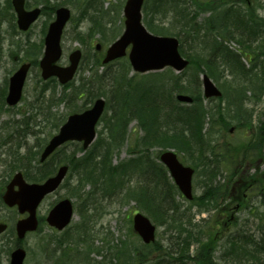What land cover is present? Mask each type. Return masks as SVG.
Here are the masks:
<instances>
[{
	"label": "rangeland",
	"instance_id": "374dc122",
	"mask_svg": "<svg viewBox=\"0 0 264 264\" xmlns=\"http://www.w3.org/2000/svg\"><path fill=\"white\" fill-rule=\"evenodd\" d=\"M3 1V0H2ZM62 1L70 12L71 18L67 23L63 36H62V57L58 63L61 66L68 64L67 56L72 51L79 49L82 52V59L80 61L77 73L74 80L71 82L74 87L80 85H85L86 83L92 81L95 74L97 73V68L95 66V60H101V55L95 51V44L100 43L102 45V54L105 48L113 42L123 31V16L122 7L125 0H98L97 3H92L94 9L88 7V1L86 0H58L51 2L56 3ZM263 0H182L187 14L186 17L197 27L198 33L197 37L194 38V42L191 43L187 40L185 49L191 48L187 53L190 55L192 50L197 52L202 59H206L204 43L201 42V35H203V28L206 24H213V19L221 18L224 16L229 6L235 7L240 12L237 15L238 21L240 23H247L253 15L256 19L261 21V24H252L253 30H258L259 37L249 38L251 44L255 43L260 45L264 41V2ZM39 0H25V5L27 9H33L36 7H43V4H39ZM232 3V4H231ZM261 3L263 7L261 8ZM153 0H146V6L149 7L148 12L150 13ZM240 9V10H239ZM94 10V11H93ZM45 12H50V14H41L39 19L27 32H20L13 25L14 22H0V88L6 92V81L14 72L15 62L13 60L14 55H18L20 59L27 60L29 62H35V66L30 70L23 91L22 102L13 109H4L0 111V144H6L0 149V191L2 185L9 181L13 174L17 171H22V168H16L17 165L16 158L17 154L21 155L25 150L30 149V153L39 152L46 140L55 132V130L49 126L50 119L59 124L66 118V116L75 111L80 112L82 109L81 104L85 102L86 94L80 93L76 94L73 92V87L66 90H62L60 85H55L54 82L45 83L40 78V71L37 67L38 59L42 53L39 51H29L31 45L39 46L43 42L44 29L52 20L54 19V13L51 10L46 9ZM244 13V14H243ZM236 14V13H235ZM150 14L148 18L150 19ZM171 14L166 12L165 16L163 13L159 12L154 14L152 23L159 24L164 27H170V30H174L171 24H174L170 20ZM15 21V18H14ZM151 21V20H150ZM249 23V22H248ZM94 25V27H93ZM216 24H213L215 26ZM234 26V24H233ZM99 30L103 28L104 35L98 31H92L91 28ZM81 36V37H78ZM228 49L232 50L233 53L245 54L244 48H240L235 41H229L227 43ZM184 47V43L182 42ZM35 47V48H37ZM39 48V47H38ZM40 50V49H39ZM256 50V49H255ZM250 51V56L247 53V60L241 57L239 61L241 63L242 70L245 75L238 77H251L257 78L255 72H259L258 80L253 84L249 82L245 84L239 83L237 80L234 81L233 75L230 68L227 65L219 63V70L221 73L220 82L226 79L229 89L227 86L223 89L222 84L215 82V84L222 91V99L215 100L213 103L225 104L226 96L231 97L230 102H240L245 95L246 89H251L254 92L251 95V101L242 103L241 111L245 113L241 115L250 120L251 134L248 135V124L243 121L240 117L233 119V114L226 116L225 119L229 121V125L224 127V131L231 126H236L237 129L231 133L226 134L222 137L215 139L216 147H214L215 152L227 155L230 157L231 164H222V170L217 174L214 181L207 182L205 179L200 178V170L194 174L192 180V186L194 188L193 193L196 197H200L202 194V186L206 183L209 185L218 186L220 193L215 198L209 208L208 213H202L198 211V207L195 205H190L182 197L178 196L176 201L181 205V207L191 210L194 214L192 218L193 222H200L206 227L208 235H212L213 240H215L217 245H220L225 239L226 234L229 231L234 233L236 230H242L246 233H259L257 228L261 224V219L264 220V206L261 203V198H259L254 188L249 185L250 175L255 172V179L259 178V174L264 175V140L262 142L256 141V146L259 149L258 155L253 156L251 154L244 155L240 148L244 144H248L250 137L257 131L261 123H264V53L262 51ZM238 51V52H237ZM264 52V50H263ZM39 54V55H38ZM250 57V63L248 58ZM17 62V61H16ZM223 62V61H222ZM114 63V62H113ZM120 66L116 63L112 66L113 70H118ZM244 68V69H243ZM193 68H191L192 70ZM101 71V69H98ZM167 70L154 72L159 76L166 73ZM173 73L176 76L175 72ZM132 73L128 72L127 76L130 77ZM147 75V74H146ZM262 80V81H261ZM70 83V84H71ZM71 84V85H72ZM80 96V97H79ZM246 96V95H245ZM103 98L107 101V95L104 94ZM211 103L210 106L213 104ZM41 105V108H37ZM30 106H36L30 113ZM79 108V109H78ZM78 109V110H77ZM32 116L30 121L31 130L41 131L35 137L29 136V143L25 144L23 147H13L14 153H9L8 150L11 146L9 137L13 135L12 126L15 122H18L23 116ZM108 111L104 113V117H107ZM43 117L48 120L45 128H43ZM103 117V118H104ZM105 119L101 120L97 127V137L94 143L99 141L101 136L104 135L105 129L104 124ZM242 121L245 127H241ZM240 122V123H237ZM129 134L126 144H124L119 152L114 154L113 162L120 163L126 161L130 158L126 149L130 147L131 138L136 135H141L139 129L136 128L135 121H131L129 124ZM14 136V135H13ZM244 140V138H246ZM104 138V136L102 137ZM18 144V141L15 142ZM252 143V142H251ZM78 147V149H77ZM236 147L237 150L232 152H227L228 148ZM159 148L150 149L147 153L152 161H155V152ZM74 154L75 158H79L82 154L80 146H74L73 144L67 146L63 149V153L57 154L52 160L58 163H67L70 167L71 162H66L65 155ZM129 155V156H128ZM181 158V156H180ZM247 158V159H245ZM186 162L190 161L183 157L181 160ZM193 161V159L191 158ZM197 162V160H196ZM35 165V161L31 163ZM192 165V163H190ZM52 168H54L51 165ZM33 174L37 171L35 167H31ZM217 170V169H216ZM24 171V170H23ZM76 173L74 167L66 178L63 187L57 192L48 196L39 206L38 214L39 217L44 216L51 205L58 200L65 198L69 195L71 189L77 186ZM83 191L91 193L92 187L86 184L81 186ZM1 197V194H0ZM69 199L73 205V218L70 225L60 231L59 233L49 228L46 224H42L39 231L28 234L18 245L20 244L26 250V258L24 264H57L56 257L59 254L57 252H52L54 248L55 237L62 234L71 233L72 229H76L77 226L83 223L84 216L87 217L90 224L93 226L92 233L90 231V243L95 248L101 249V255H104L102 259L101 256L89 255L90 264H118L117 261L111 259L112 248L120 246V243L125 242L129 245L130 249H143L142 244L139 239L132 234L131 218L134 213L141 212L135 207V203L132 200H125L127 197H123L122 201H102V205H92L84 210L79 208V202L81 203V198L66 197ZM93 207L96 211L91 210ZM142 213V212H141ZM144 213V212H143ZM258 213L256 216L254 214ZM260 217V218H259ZM17 218V213L14 210L5 208L0 202V222H6L8 224V229L0 235V262L1 264H8L9 254L15 247L16 239L15 232L13 229L14 223ZM224 221V228L226 231L221 232L218 228L221 222ZM232 222H235L234 226ZM200 225V223H197ZM156 241H163V229L158 224L156 225ZM205 240H208L206 235ZM107 241V243H106ZM163 244V243H162ZM56 246V245H55ZM79 246V245H78ZM80 247V246H79ZM81 248V247H80ZM195 248V247H194ZM146 251V250H144ZM220 248L216 249L215 258L220 255ZM102 259V260H101ZM104 261V262H103ZM131 262V261H130ZM129 262V264H130ZM136 264V262H135ZM218 264H222L218 261Z\"/></svg>",
	"mask_w": 264,
	"mask_h": 264
},
{
	"label": "trees",
	"instance_id": "16d2710c",
	"mask_svg": "<svg viewBox=\"0 0 264 264\" xmlns=\"http://www.w3.org/2000/svg\"><path fill=\"white\" fill-rule=\"evenodd\" d=\"M86 1L90 2L89 8L92 9H94L92 3L98 2V0ZM181 4L182 0H153L150 13L148 12L149 7L146 6V3L143 8L144 25L151 33L156 35L175 36L179 39L180 53L183 56H187L190 61L188 68L181 75L174 76L173 73L168 74V72L171 71H166L162 76H159L158 74H134L128 77L127 73L130 72L129 64L126 59H121L109 64L111 68L116 63H119L120 66L118 67V70L111 69L107 74V82L104 77H106L108 66L106 68L104 67L103 72L98 75L97 81H95L98 84L97 87L94 86L93 88H89V84L92 82L90 81L86 83L87 85L79 84L77 87H74L72 84L62 88V90H66L73 87L74 93L80 94L82 92L86 94L85 102L79 107L82 110H85L87 105L91 103L96 92L107 95L105 111L107 110L110 115L104 117L103 114L101 117V120L103 119V121L107 119L104 124L107 136L104 140L101 141V139H99L97 142H102V145L99 146L97 143H94L93 149H99L101 146H108L109 148H112L113 152L115 149L121 147L124 144L125 138L131 137L128 129L129 124L134 119L137 120L136 128L139 129V132H142V136L136 135L131 138L129 148V153L131 155L130 159L118 165H112L111 161H105L101 158H96L98 159L97 161L93 160L87 164L85 159L86 154L80 158L79 161L75 158L74 154L64 156L68 163L73 160L71 167H76L80 171L79 173H82V182L84 180L86 183L91 182L93 187L98 188L101 195L111 196L121 191V184H125V182L128 184V181H126L127 177L134 176L136 172L144 171L148 167L145 161L150 158L147 154H144L146 153L143 151L144 149H140L137 153L139 143L144 148L147 146L160 149H174L181 158L185 157L190 163H192L191 165L183 159L186 164L194 168L195 173H197V170L199 169L200 178L205 179L207 182L215 180L217 174L222 170L223 162L216 161L213 165H210V159H207V157L204 158L203 154L202 156L199 154L197 156L196 152H193L195 147L200 148L201 150L210 149L213 158L222 157L225 158V164H231L230 157L224 155V153H219L220 151H214V147H216L214 142L216 138L227 134L226 131H224V127L229 125V121L225 119L226 116L233 114V119L240 117L243 121L247 122V119L241 116L245 113L244 111H241L242 103H244L245 100L246 102L251 101L250 97L254 91L246 89L244 92L246 96L244 95L240 102H230L231 97L227 95L225 103L227 106V112L225 113V116L222 117L221 126L213 129L209 128L205 135H203L202 128L206 114L200 103L199 106H194L197 103V97H199V99L201 98L198 75L200 72L206 73L214 82L222 84L223 89H225L226 86L227 89H229L226 79L222 82L219 81L221 73H223H220L219 63H223L230 68L232 73H236L232 74L233 78L235 76L234 81L237 80L241 84L247 82L253 84L256 82L259 77L258 74H260L258 71L255 72L257 78L254 76L253 78H251L252 76L238 77V74L240 76L245 75L239 58H247V53L249 54L250 51L255 49L264 53V41L258 45L255 43L251 44V41L249 40V38H255L256 36L259 37L258 30H253L252 24H261L262 22L251 15V18L248 21L249 23L247 22L246 24H234V26L233 24H216L215 26H213V24H206L202 30L203 35H201V42L205 44V51L203 52L206 54V59H202L197 52H193L192 55V50L189 55L187 52L191 48L185 49L187 40L189 39L190 42L193 43L194 38L197 37L196 33H198V26L194 25L192 22L191 24H183L182 20L183 17L186 16L187 10L185 6ZM8 5L11 7L10 4ZM237 8L230 5L222 17H227L232 13L238 15L240 12ZM159 12L163 13L164 16L166 12L171 14L170 20L174 23L171 24L172 27H174V30H170V27H164L152 23L154 14ZM149 14L151 15L150 19L148 18ZM93 27L91 28L92 31L99 32L100 30L104 35L103 28L95 30ZM229 41H235L240 48H244L247 52L245 54H241L240 52H238V54L233 53L232 50L228 49L229 47L227 43ZM182 42L184 43V47L182 46ZM35 47L37 46L31 45L29 51H39L40 47ZM248 60L250 61L249 58ZM95 66L97 70L102 66L99 59L95 60ZM191 68L193 69L191 70ZM188 79H191L189 80L190 82L187 81ZM192 80L195 83L197 97L195 96L194 90L189 88ZM184 81H187L188 83ZM49 82H54V86L56 85L54 80H50ZM172 90L191 94L192 97L195 98V103L187 108L179 106L170 95V91ZM161 92L165 93L163 97L161 96ZM221 99L222 97L220 100ZM4 109L8 108L5 107L2 98L0 100V111ZM247 123H249L247 131L250 136L252 133L250 120H248ZM59 124H61V122ZM59 124H54L52 128L54 130L57 129ZM240 126L245 127V124L242 122V125ZM246 139L247 137L244 138V140ZM263 140L264 123H261L257 131H255L250 137L249 143L244 144L240 148V151L242 150L244 153L243 156L247 155L248 157L249 154L253 156L258 155L259 149L256 146V141L262 142ZM74 146L78 145L74 144ZM61 149L54 153L52 158L43 165L39 164L36 156L30 158L21 157L16 159V161L24 170L22 171L28 180L34 179L35 181H40L52 173L54 168H52L51 165L55 167L56 163L55 161L51 163V160L57 154L59 155L63 153V150ZM234 149L235 148L232 147L228 148L226 151L232 152ZM155 154H157V152H155ZM210 158L212 157L210 156ZM26 161L28 168L22 166ZM32 161H35V165L31 164ZM153 163L155 164L154 169H152L154 177L151 179L148 188L144 187L143 189H140L142 190L140 198L145 206L144 208L146 209L147 214L152 218V221L156 225L174 227L179 233H186L185 236L187 237L179 240L178 244L192 245L193 243L195 248L200 250L196 264H218V261L222 264H247L243 262L241 256L251 254L249 245L252 243V234L243 232L242 230H236L234 233L229 231L223 242L220 245H217L215 240H213L212 235H208L206 227L201 224V221L199 222L200 225L193 228L194 230H197L196 236L192 235V229L187 234L186 229L182 227L183 223L181 222V219L186 217L191 221L194 214L187 208H183L180 213L174 212L173 207H175V201L176 198H178L179 193L175 185L170 181L166 169L156 161H153ZM18 165H15V167L18 168ZM31 167L37 169L34 174ZM131 167H134L135 170H131ZM254 176L255 172L250 175V181L252 182L249 185H251V188L255 189L259 198H261L262 205L264 206V175L259 174L258 179H255ZM210 186L212 187V185ZM79 187H81V185H77L74 189H78ZM134 187L136 186L134 185ZM134 187H127V191L125 192V197L127 198L125 200L134 198V196L137 195L138 188ZM207 187L203 186L205 189ZM211 189L208 188V193H203V197L199 199L200 202L197 198H194L190 205L198 207L199 212L208 213L211 204L215 202V198L221 192L218 186L212 187ZM179 207H181L180 204ZM91 210L96 211V208L93 207ZM257 214L258 213L253 216H256ZM176 216L178 217L177 219H175ZM260 219L261 222L264 221L262 218ZM87 221V217L84 216L83 223L77 226L76 230L78 237L90 242L91 236L89 229L86 227ZM224 223L225 222L222 221L218 228L222 233L226 231ZM234 224L235 222H232L233 226ZM206 235L208 236V240L204 241ZM53 240L55 241V244L52 252L58 251L59 253L56 257L57 264H90L89 255L92 252L97 254L101 252L100 248L93 247L91 243L87 245L88 248H80L76 238L71 233L62 234L55 237ZM128 246L129 245L125 241L123 243L121 242L120 246L112 248L111 259L117 261L118 264H129L130 261V264H135V262L136 264H170L169 258L167 257V249L159 242H155L149 246L142 245L143 249H130ZM218 247L221 252L219 257L215 258L216 249ZM258 248L264 249V240ZM262 251L264 250H258L257 254H254L255 251H253L252 257H250L251 262L253 261L256 262V264H264V257L262 258L259 256ZM179 254L181 256V259L179 260L183 262V254Z\"/></svg>",
	"mask_w": 264,
	"mask_h": 264
},
{
	"label": "water",
	"instance_id": "95a60500",
	"mask_svg": "<svg viewBox=\"0 0 264 264\" xmlns=\"http://www.w3.org/2000/svg\"><path fill=\"white\" fill-rule=\"evenodd\" d=\"M144 0H126L123 7L124 31L122 35L112 43L106 50L102 60L103 64L117 58L126 56L128 46H131L127 57L133 71L146 73L149 71L161 70L166 66L172 67L176 71H181L188 64L178 52V40L172 37H161L150 34L141 23V7ZM14 11L17 15V26L25 31L31 23L38 17L40 10H24V0H12ZM56 19L49 25L47 35L44 39L45 51L40 68L42 78L47 79L56 76L61 84L72 79L81 53L79 50L69 55V66L59 67L55 63L61 56L60 38L64 26L70 18V12L66 8H59L55 11ZM100 50V45H96ZM29 65H22L9 79L8 93L5 102L8 106L16 105L22 93V87L28 71ZM204 96L220 97L221 93L211 80L204 75L202 80ZM178 100L191 102L186 96H178ZM105 102L97 99L92 107L82 113L70 115L67 121L60 127L58 133L53 136L45 146L40 155V162H43L55 149L67 141L82 142L83 149H86L95 138V125L98 122ZM232 131V130H231ZM160 161L167 168L170 177L187 198L192 199L191 178L193 170L183 166L177 159L173 151H165L159 157ZM67 172V167L58 169L55 176L48 178L42 184L26 183L21 173L14 175L11 182L6 186L3 202L8 207L17 206L18 212L29 215L25 219H20L16 223V234L18 239H23L27 232L36 230V208L45 195L58 188ZM17 186V190L14 187ZM72 216V206L69 200L65 199L57 203L49 212L46 221L50 226L62 230ZM6 229V225L0 223V233ZM133 231L141 238L143 243L149 244L155 240V226L144 215L137 213L132 220ZM25 252L17 248L11 253L10 264H22Z\"/></svg>",
	"mask_w": 264,
	"mask_h": 264
},
{
	"label": "bare ground",
	"instance_id": "6f19581e",
	"mask_svg": "<svg viewBox=\"0 0 264 264\" xmlns=\"http://www.w3.org/2000/svg\"><path fill=\"white\" fill-rule=\"evenodd\" d=\"M39 1H40L39 4H43V7H41V6L37 7L40 10L41 14H50V12H45V10L46 9L51 10V13H52L56 8H58V7L62 6V5H65L64 3H62V1H59V2H56V3L51 2L52 0H39ZM54 1H58V0H54ZM67 1H73V0H67ZM263 2H264V0L262 1V3ZM10 3H11V0H3V1L0 0V22H8L9 23V22H11L13 20V10L8 5ZM87 3H88V7H89V3L90 2H87ZM262 3H261V8L263 7ZM234 6H236V5L234 4ZM63 7L67 8L66 6H63ZM182 22H183V24H191V21L186 16L183 17ZM213 24H241V23L238 21L237 15L235 13H232V14H230L227 17H221V18L213 19ZM78 37H81V36H78ZM107 66H108V68H107L106 77H104L106 79V82H107V80H108L107 74L111 71L112 68L110 67L109 64H102V66L99 68V69H101V71L97 70V73H96L95 77L93 78L92 82L89 84V88H93L94 86L97 87L98 84L95 81H97L98 75H100L103 72L104 67L106 68ZM222 66H224V65H222ZM220 73H221V71H220ZM189 80H191V79H188L187 81H189ZM187 81H184V82H187ZM189 88L194 90L195 96L197 97L196 91H195V83L193 82V80L191 81V84H190ZM81 90H82V88H81ZM164 94H165L164 92H161V96L162 97L164 96ZM170 95L173 97L174 101L181 107H185V108L191 107L195 103L194 102L195 98H193L192 95L189 94V93H182V92H177L175 90H172V91H170ZM3 96H4V91L1 90V88H0V100L3 98ZM94 96L95 97L93 98L91 103L87 105V108H89L97 99L103 98L104 94L96 92V94ZM178 96H186V97L191 99V102L180 101L177 98ZM214 101L215 100L206 99V98L201 96L200 99H199V97H197V103H196V105H194V106H199V103H200V105L202 106V108H203V110L205 111V114H206L205 120L203 122V128H202V134L203 135H205L206 131L209 128L213 129V128L221 126L222 117H224L225 113L227 112L226 111L227 106L225 104H221V102L213 103ZM211 103H213V104L210 106ZM35 107L36 106H30V113ZM37 108L40 109L41 105H38ZM108 115H110V113H108ZM31 119H32L31 115L30 116H23L22 118H20V120L18 122H15L13 124L11 130H12V133H13L14 136L12 135V136H10L8 138L10 143H11V146H10V148L8 150V154L15 152V150H13V147H18L19 148V147L25 146V144H28L29 143V136L33 137V139L35 141V137L38 135V133L41 131V129H38V130L34 129V130H31L29 132L28 129L30 128ZM133 121H135V123L137 124V120L134 119ZM47 122H48V120L43 117V123H44L43 128L47 127L46 126ZM49 123H50L49 126H51V127L54 124H56L55 121H52L51 119H50ZM228 129L229 128H227V130ZM106 132L107 131H105V133L103 135L104 138H102L103 136H101V138H100L101 141L106 138V136H107ZM140 136H142V132H141ZM127 140H128V138H125L124 144H126ZM16 141H18V144L15 143ZM7 144L8 143L0 144V149L4 145H7ZM70 145H72V144H67L65 147L70 146ZM97 145H99V146L102 145V142L97 143ZM122 146L119 147L118 149H115L112 152V148L111 147L109 148L108 146H101L99 149H93L94 148V143H93L90 146H88L86 149H81L82 154H81V156L79 158H77V160L79 161V159L82 158L86 154L85 155V159H86V163L87 164L90 163L93 160L97 161L98 159H96V158H101V159H103L105 161H111L112 165H118V164L126 162L128 159H130V158H128L126 161H123V162H120V163L118 162L116 164L113 162L114 154L119 152L121 150ZM129 148H127L126 151L130 155ZM233 148H235L234 150L237 149L236 147H233ZM140 149H144L143 151L146 152L144 154H147L148 151L150 149H154V147H147L146 146L144 148L139 143L138 149H137V153L139 152ZM200 150H201L200 148L195 147L193 149V152H196L197 156H198V154L200 156H202V154H203L204 158L207 157V159H210L211 160L210 161L211 162L210 165H213V163H215L216 161H221L223 163L225 162V158H222V157H214L213 158V155L211 154V150L210 149H202L201 151ZM37 152L31 154L30 153V149H27V150H25V152L23 154H21V155L17 154V156H15V158L16 159L21 158V157L30 158V157H33V156L37 157V155H38ZM210 156L212 158H210ZM130 157H131V155H130ZM145 162H146L148 167L144 171L136 172V174L134 176L132 175L131 177H127L126 181H128V184H126V182H125V184L124 183L121 184V186H122L121 191H119V192H117V193H115V194H113L111 196L101 195L99 193V191H98V188L93 187L91 185V182L90 183H86L85 180L82 182V173H79L80 171L76 167H74L75 173L77 175L76 176L77 185H81L82 186L83 184H86L89 187H92V192L91 193H89V191L85 192V191H83V189H81V187H79L78 189H71V191L69 192V195H67L66 197H68V196L74 197V198L82 197L81 198V203L79 202V204H80L79 208L81 207L84 210H86V208H89L91 206V204L93 206L94 205H102L101 204L102 201H117V202L122 201L123 200L122 198L126 194L125 192L127 191V187H129V186H133L134 187V185H135L136 187H134V188H138L137 195L134 196V198H130V200H132V203H135V207L136 208H138L142 213L144 212L143 214L147 218L152 220V218L147 214V211L144 208L145 206H144V204H143V202H142V200L140 198V193L142 191L140 189L141 188L143 189L144 187L148 188L151 179L154 177V174H152V169H154V165L155 164L150 159L146 160ZM17 165H18V163H17ZM22 166H24V168H28L27 161ZM18 168H21V167L19 166ZM130 169L131 170H135L134 167H131ZM30 181L31 182H36L34 179H30ZM252 184H254V183H252ZM203 186H206V187L208 186V187L205 189V188H203ZM203 186H202V194L200 195V197H196L199 202H200L199 199L201 197H203V193L204 192L208 193V188L211 189L212 187H215L213 185L211 187L209 185V183H206ZM211 193H212V189H211ZM263 195H264V192H263ZM175 203H176L175 207H173L174 208V212L180 213L181 212V207H179V203L177 204L176 201H175ZM177 218L178 217L176 216L175 219H177ZM181 222L183 223L182 227L186 229L187 234L192 229V232H193L192 235L196 236L197 230H194L193 228L195 226H198L199 224H197V223H199V222L195 223L192 220L190 221L186 217L181 219ZM86 227L92 233L93 226L90 224L89 221L86 222ZM160 227H162L163 234H164L163 241L160 242V243L161 244L163 243L162 245L167 249V257L169 258L170 264H176L178 262H181L179 260V259H181V256H180L179 253L183 254V257H182L183 258L182 259L183 262H181L179 264H196L197 263V257L199 256V253H200L199 251L200 250L194 248L195 246H194L193 243H192V245L178 244L179 240H182L183 238L187 237V236H185L186 233L185 234L179 233L178 230H176V228H174V227H165V226H160ZM257 230H258L259 233H254L251 236L252 243L249 245V250L251 251V254H246L245 256L244 255L241 256L244 263L256 264V262H253V261L251 262L250 257H252V252L255 251L254 254H257L258 250H264V249H259L258 248V246L264 240V221L261 222V224H259ZM71 234L76 238L77 243H78V245L81 248H83V249L84 248H88L87 245L90 244V242L85 240V239H83V238L78 237V233H77L76 229H72ZM93 236H94V234H93ZM91 254L94 257L95 256H101L102 259L104 258V255L102 256L101 253L97 254V253L92 252ZM259 256H261L263 258L264 257V251H262L259 254ZM98 264H101V262H99Z\"/></svg>",
	"mask_w": 264,
	"mask_h": 264
},
{
	"label": "flooded vegetation",
	"instance_id": "af4514ba",
	"mask_svg": "<svg viewBox=\"0 0 264 264\" xmlns=\"http://www.w3.org/2000/svg\"><path fill=\"white\" fill-rule=\"evenodd\" d=\"M38 220H39V222L41 221V219H40V218H38Z\"/></svg>",
	"mask_w": 264,
	"mask_h": 264
}]
</instances>
